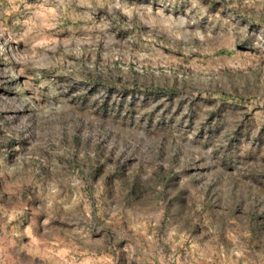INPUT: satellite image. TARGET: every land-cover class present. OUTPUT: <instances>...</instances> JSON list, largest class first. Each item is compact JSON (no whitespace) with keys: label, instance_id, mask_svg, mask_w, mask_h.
Returning <instances> with one entry per match:
<instances>
[{"label":"rangeland","instance_id":"374dc122","mask_svg":"<svg viewBox=\"0 0 264 264\" xmlns=\"http://www.w3.org/2000/svg\"><path fill=\"white\" fill-rule=\"evenodd\" d=\"M0 264H264V0H0Z\"/></svg>","mask_w":264,"mask_h":264}]
</instances>
